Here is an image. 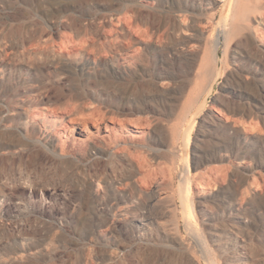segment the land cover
<instances>
[{
  "label": "rangeland",
  "instance_id": "obj_1",
  "mask_svg": "<svg viewBox=\"0 0 264 264\" xmlns=\"http://www.w3.org/2000/svg\"><path fill=\"white\" fill-rule=\"evenodd\" d=\"M236 10L0 0V264H264V0Z\"/></svg>",
  "mask_w": 264,
  "mask_h": 264
},
{
  "label": "bare ground",
  "instance_id": "obj_2",
  "mask_svg": "<svg viewBox=\"0 0 264 264\" xmlns=\"http://www.w3.org/2000/svg\"><path fill=\"white\" fill-rule=\"evenodd\" d=\"M219 1H221V2H226L227 1V3L229 4V12H228V14H230V12L232 11V9H235V8H237V10H236V12H238V14H242V12H244L247 8H248V6L250 5V1L251 0H219ZM237 2V3H236ZM237 4V5H236ZM67 5V4H66ZM234 5H236L235 6V8H233V6ZM59 10V9H58ZM235 11V10H234ZM247 11V10H246ZM233 12V11H232ZM231 12V13H232ZM233 13H235V12H233ZM244 14V13H243ZM248 15V14H247ZM232 16H234V15H232ZM235 17V16H234ZM239 17V16H238ZM237 17V18H238ZM235 19V18H234ZM241 20V19H240ZM243 20V19H242ZM245 20V19H244ZM260 21H262V23H259V25L262 27V29H263V27H264V22H263V20H260ZM261 36H263V40L262 41H264V32L261 34ZM222 34H219L218 35V43L219 44H221V39H222ZM10 61V62H9ZM9 61H7L6 59H5V56H4V54H3V52L2 51H0V70L1 71H3V69L5 68V67H10V68H13V67H18L19 69H21L23 66L21 65V66H19V64H12L11 63V60H9ZM15 62V61H14ZM15 65V66H14ZM226 67V66H225ZM226 71V70H225ZM224 71V72H225ZM4 72V71H3ZM231 73H232V71H231ZM233 74V73H232ZM224 76V75H223ZM227 78V77H226ZM260 78V77H259ZM261 80L263 81V84H264V72H262L261 73ZM222 81V80H221ZM225 83V82H224ZM226 84V83H225ZM228 85V84H227ZM222 86V85H221ZM264 86V85H263ZM217 92V91H216ZM262 99V98H261ZM261 102H262V106L264 107V100H261ZM260 106V105H259ZM1 109V108H0ZM264 109V108H263ZM13 113L14 114H17V115H19V116H23L24 115V113H23V111H19L18 112V110L16 111V110H13ZM5 116V115H4ZM4 122V121H3ZM5 123V122H4ZM1 137H0V147H1V149H4L5 151L6 150H9V149H15V148H17V145L13 142V133H11V134H5V135H0ZM189 141L187 140V142H186V147L188 148L189 147ZM10 151V150H9ZM188 184V183H187ZM186 187V186H185ZM189 190H190V188H189V185H188V187H186V189H184L183 190V200H184V203H183V205H184V209H185V213H186V215H189V212H190V210L193 208V206H192V203L189 201ZM191 200V199H190ZM192 207V208H191ZM192 211V210H191ZM193 212H194V210H193ZM192 212V213H193ZM190 217H191V213H190ZM145 220L146 221H151V220H153V221H155V222H157L158 223V221H157V219H154L153 217H151V216H147V217H145ZM159 224V223H158ZM20 227L19 226H11V227H6L5 229H6V231L8 232V231H13V229L14 230H16V229H19Z\"/></svg>",
  "mask_w": 264,
  "mask_h": 264
}]
</instances>
